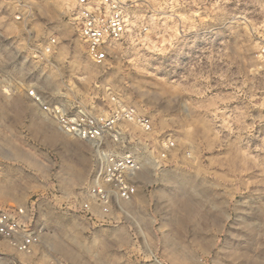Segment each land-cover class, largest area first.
Masks as SVG:
<instances>
[{"label": "rangeland", "instance_id": "1", "mask_svg": "<svg viewBox=\"0 0 264 264\" xmlns=\"http://www.w3.org/2000/svg\"><path fill=\"white\" fill-rule=\"evenodd\" d=\"M120 2L126 32L103 63L87 57L73 20L75 0L0 3V111H36L24 96L30 85L46 104L103 115L116 96L153 124L149 135L128 126L126 147L137 143L139 152L155 156L157 140L175 144L161 179L140 174L152 181L149 191L165 195L164 203L152 205L157 215L187 214L188 189L205 191L209 202L212 181L226 189L228 171L236 174L231 187L252 192L257 205L248 212L239 207L234 216L260 227L230 237L226 225L215 245L205 234L209 214H202L203 227L195 230L203 232V243L187 244L188 253L203 264H264V74L257 60L264 0ZM43 44L50 51L34 59L33 46ZM52 122L0 117V137L7 138L0 141V209H30L43 227L31 256L2 246L0 264H153L130 236V222L147 219L136 205L118 227L88 220L73 207L92 173L94 149L77 139L59 150L47 143L41 127L50 133ZM259 191L260 203L253 196Z\"/></svg>", "mask_w": 264, "mask_h": 264}, {"label": "built area", "instance_id": "2", "mask_svg": "<svg viewBox=\"0 0 264 264\" xmlns=\"http://www.w3.org/2000/svg\"><path fill=\"white\" fill-rule=\"evenodd\" d=\"M11 1L17 0H0V3ZM16 19H23V15ZM73 20L87 57L95 63L107 61L111 44L121 40L127 28L120 0H75ZM33 47L34 59L37 54L42 56L50 51L49 44ZM257 60L264 74V44L258 49ZM24 93L62 130L95 147L92 173L73 198V207L83 217L98 219L102 225H116L128 218L136 189L144 182L140 174L146 170H164L175 150L174 142L169 138L157 140L155 156L147 150L139 152L135 148L137 143L133 148L126 147L125 142L130 140L128 126L149 135L153 133V124L149 117L140 115L116 96L109 97V108L103 115L83 107L46 104L32 85ZM42 236L43 227L35 223L30 209H0V262L6 259L2 246L16 254L31 256L41 245Z\"/></svg>", "mask_w": 264, "mask_h": 264}, {"label": "crops", "instance_id": "3", "mask_svg": "<svg viewBox=\"0 0 264 264\" xmlns=\"http://www.w3.org/2000/svg\"><path fill=\"white\" fill-rule=\"evenodd\" d=\"M31 104L36 108V111L31 114H27L23 110H19L18 113L0 111V117L13 116L24 119L27 116H32L36 124H42L47 122V120H51L53 121V126L52 129H50V133L48 130H43L41 127V131L50 136V139H47V143L51 142L58 150L64 148V146L68 147L69 144H74L77 138L66 133L58 126L55 120L42 113L32 102ZM22 121L23 120H19L18 127H23L24 124ZM0 141L6 143V136L2 135ZM229 161L231 162V160L228 159L226 164H230ZM167 171L166 169L160 172L146 170V173H149L151 178L158 177L161 179L159 175ZM222 175H226L227 177V188L220 190L219 183H216L215 187L212 181V188L209 190V202L203 199L205 191L188 189L186 192L188 194V199L185 207L187 214L183 215L184 210L183 212H177L179 213V219L177 220H172L167 216L157 215V209L155 212L152 211V205L165 202V195L153 193L148 190L152 181H144L141 183L136 189L132 205H136L139 211L142 210V212H145L147 219H136L129 224L130 236L138 251L152 260L153 264H203L202 261L195 257L194 254L188 253L187 250V244L194 245L203 243V232H197L195 230L196 228L202 229L203 227L200 225L202 214L204 216L209 214L210 224L206 226L205 234L206 238H210L211 242L215 245L219 242V229H225L226 225L227 234L230 237L240 236V234L242 235V232L246 230L253 227H260V224L244 220L242 216L235 219L236 217L234 214L241 210L239 207L243 209L241 211L248 212L247 209L257 204L251 199L252 192L250 189L231 187L230 177L232 175L236 176L235 173L231 174L230 171H228ZM261 193L262 192L259 191V194L256 193L253 195L259 198V203L260 198L263 197ZM208 203L209 211L205 209ZM121 224L122 222H119L114 226L118 227Z\"/></svg>", "mask_w": 264, "mask_h": 264}, {"label": "bare ground", "instance_id": "4", "mask_svg": "<svg viewBox=\"0 0 264 264\" xmlns=\"http://www.w3.org/2000/svg\"><path fill=\"white\" fill-rule=\"evenodd\" d=\"M85 142H86V141H85ZM87 143H89V142H87ZM89 144H90V143H89ZM90 145H91V147H92L93 149H95V147H93L92 144H90Z\"/></svg>", "mask_w": 264, "mask_h": 264}]
</instances>
